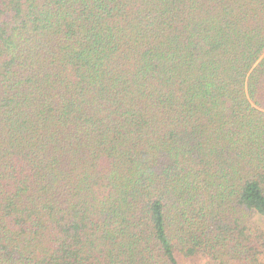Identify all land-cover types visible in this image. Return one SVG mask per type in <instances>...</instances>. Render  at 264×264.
I'll return each mask as SVG.
<instances>
[{
	"label": "trees",
	"instance_id": "obj_1",
	"mask_svg": "<svg viewBox=\"0 0 264 264\" xmlns=\"http://www.w3.org/2000/svg\"><path fill=\"white\" fill-rule=\"evenodd\" d=\"M264 264V0H0V264Z\"/></svg>",
	"mask_w": 264,
	"mask_h": 264
},
{
	"label": "rangeland",
	"instance_id": "obj_2",
	"mask_svg": "<svg viewBox=\"0 0 264 264\" xmlns=\"http://www.w3.org/2000/svg\"><path fill=\"white\" fill-rule=\"evenodd\" d=\"M184 261H187L188 263L186 264H204V261L203 259H194V260H188V259H185Z\"/></svg>",
	"mask_w": 264,
	"mask_h": 264
}]
</instances>
